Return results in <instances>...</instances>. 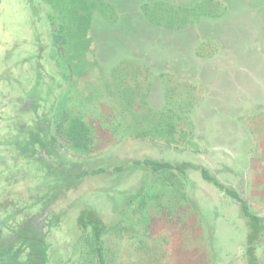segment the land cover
<instances>
[{"label": "rangeland", "instance_id": "rangeland-1", "mask_svg": "<svg viewBox=\"0 0 264 264\" xmlns=\"http://www.w3.org/2000/svg\"><path fill=\"white\" fill-rule=\"evenodd\" d=\"M154 1L0 0V99L24 102L22 93L37 103V176L21 171L11 178L37 183L42 205L37 202L41 211L33 229L45 219L44 231L52 232L39 264H79L81 244L91 238L89 228L82 233L78 228L84 211L114 227L104 239L107 264H209L205 232L180 197L159 199L164 209L149 211L146 221L115 214L124 206L123 195L142 181L149 189L160 187L130 165L121 173L108 171L135 159L206 167L264 217V0H236L221 25L199 27L192 21L178 38L141 8ZM169 1L185 7L192 0ZM6 100L0 128L8 125ZM7 114L9 123L15 118L22 124L19 109ZM67 116L88 128V147L68 144L62 134ZM164 121H171L169 133L166 126L157 134L149 131ZM28 122L24 133L34 134ZM10 153L0 149V178L14 169L5 159ZM98 169L107 172L81 175ZM177 176L188 200L197 201L213 225L222 264H245L237 206L196 172ZM6 228L0 226L5 260L7 246L19 238L15 230L26 232L22 242L37 238L25 228L10 235ZM259 257L264 264V247Z\"/></svg>", "mask_w": 264, "mask_h": 264}, {"label": "trees", "instance_id": "trees-1", "mask_svg": "<svg viewBox=\"0 0 264 264\" xmlns=\"http://www.w3.org/2000/svg\"><path fill=\"white\" fill-rule=\"evenodd\" d=\"M235 1L192 0L188 5L183 7L174 1L155 0L151 4L145 3L141 8L149 9L145 14L147 16L151 14V21L162 26L161 28H165L164 30L171 31V35L178 38L183 28L188 25L190 26L192 21L197 22L199 27H203L209 23H214L216 26L221 25L220 23L229 19L230 9H232ZM257 51H259L258 47L253 50L255 56H257ZM261 61L262 65H264V60L262 59ZM67 119L70 120V123L62 131V134L67 138L66 141L68 144L77 149L88 147L91 144V136H89L88 128L82 124L79 118L67 116ZM163 124L160 127L153 124L149 131L157 134L168 127L167 131L169 133L172 130L171 121H164ZM142 131H145V129H142ZM127 165L142 170L147 179L154 181V184L158 183L160 187L153 185L151 186L152 189H149L145 181H142L137 187L133 188V192H128L123 195L122 202L124 206L121 210H116L117 212L115 214H119L122 218H131L130 216L132 214H137L141 220L146 221L149 211H160L164 209L163 207L165 205L159 199H167L172 196L180 197L182 202H185L198 217L200 225L205 232V240L209 251V264H222L220 257H217V253L215 252L216 246L213 225L210 224V221L205 220L200 204L198 205L196 203L197 201L191 202L188 200V195L183 191V187L177 176L180 175L187 178L188 171L196 172L201 180L211 185L237 206L239 217L245 228L243 255L245 264H262L259 257V250L264 247V217L253 214L250 211L246 199L235 188L220 181L206 167L190 162H171L141 158L132 160L124 166L113 167L108 171L111 173H121ZM103 172L107 171L105 169H98L81 175L87 174L94 176ZM176 197L173 199L176 200ZM77 224L81 233L87 228L91 231L90 240L87 242L84 240L81 244L79 264H107L104 253V239L114 227L108 226L107 223L103 222L91 211H84L79 216ZM0 261L8 262L1 254Z\"/></svg>", "mask_w": 264, "mask_h": 264}, {"label": "crops", "instance_id": "crops-1", "mask_svg": "<svg viewBox=\"0 0 264 264\" xmlns=\"http://www.w3.org/2000/svg\"><path fill=\"white\" fill-rule=\"evenodd\" d=\"M2 90H0V95L2 94ZM8 90V89H6ZM10 91V90H9ZM7 95H11L12 92H7ZM26 94V93H25ZM13 95V94H12ZM21 96L23 97L22 100L24 102H21L20 99H17L16 97H9L7 99V107L4 108L3 112H6L4 120L7 122L8 125L3 124L2 128H0V131H2L1 137H2V145H0V149L4 152L7 151V147L10 149V154L7 155L6 162L11 163L14 165V169L11 172H8L5 175H2L0 178V214L3 215L5 213L6 217L2 218V223L0 226L7 227L4 232L7 231V234H11L13 229H17L18 231L23 230L24 228L27 231H30L34 234V231L30 229L29 221L34 219V222H37V212L41 211L39 210V204L42 205V201H39V204H37V183L32 181L30 179L29 181L26 180V177H22L21 179L18 178V180L13 181L14 178H11L12 175H17L21 171H25L24 174L30 173L32 175L37 176V133L34 134H27V133H21L15 125L17 124V121L15 118H13V121L9 123V116L7 113H11L16 106L13 109H9V104L13 105H19L17 102L22 103L23 105H26L27 102H30L31 97H28L27 99L24 95L21 93ZM3 98L0 99V102L4 104ZM27 101V102H26ZM33 101H36V99ZM21 144L20 149H15L14 152L12 150L13 147L16 145ZM3 148V149H2ZM2 161H4L2 159ZM34 173V174H33ZM9 176V177H8ZM12 180V181H10ZM7 181V182H6ZM4 182L6 185H4ZM28 189L30 191H35L33 193H28ZM41 208V207H40ZM45 209V208H44ZM42 209V210H44ZM45 212V210H44ZM46 220L49 222H53L52 216L50 215V211L46 210ZM47 221V222H48ZM7 222V223H5ZM16 224L18 227H13V224ZM5 224L7 226H5ZM41 228L39 231H37V238H33L34 243L29 242H22L21 238L25 237L24 234L26 232L18 233L16 230L15 232L18 234L19 238L13 237L14 241L12 245L7 246L8 247V261H11L12 259H15L17 257H20V264H39L40 260L42 259V252L44 249V252L47 253L45 250L46 246L51 245L50 238H51V231H44L45 229V221L43 220L40 222ZM9 228V230H8ZM23 228V229H22ZM2 233H0L1 238ZM42 240H41V237ZM21 237V238H20ZM38 240V241H37ZM39 244V246H38ZM66 247V246H65ZM62 249V248H61ZM62 251H64L62 249ZM66 254V257H68V251H64ZM80 256V255H79ZM69 264V261H67ZM15 264V263H13Z\"/></svg>", "mask_w": 264, "mask_h": 264}, {"label": "flooded vegetation", "instance_id": "flooded-vegetation-1", "mask_svg": "<svg viewBox=\"0 0 264 264\" xmlns=\"http://www.w3.org/2000/svg\"><path fill=\"white\" fill-rule=\"evenodd\" d=\"M32 8V7H31ZM34 14V13H33ZM36 35V34H35ZM33 48H34V46H33ZM21 61H24V59H22L21 58ZM35 63V62H34ZM31 96V95H30ZM30 96H24L25 98H28V97H30ZM3 100H6V98L3 96ZM0 105H3V103H0ZM16 109H19L20 110V112H22L24 115H23V117H24V119H23V121H22V124H19V123H17L16 125H15V127L19 130V131H22L21 130V128L23 129V133L25 132V124L27 125V122H28V118H31L32 120H33V122H28L29 124L28 125H30L31 124V126L30 127H32V129H33V131L35 132V133H37V103H35V102H33V97L31 96V100H30V102H27V104H26V106H23V105H16ZM17 112V111H16ZM17 113H19V112H17ZM21 114V113H20ZM26 129H29L28 127L26 128ZM31 134V133H30ZM44 216H46V214L44 215ZM45 220V219H44ZM30 223H29V225H30V229L32 230V231H34V232H37V231H39L40 230V228H41V224H40V226L39 225H36V229H33V225H35V223L37 224V222L35 221L34 222V219L33 220H30L29 221ZM41 222V221H40ZM42 224H43V222H42ZM37 227H38V230H37Z\"/></svg>", "mask_w": 264, "mask_h": 264}]
</instances>
